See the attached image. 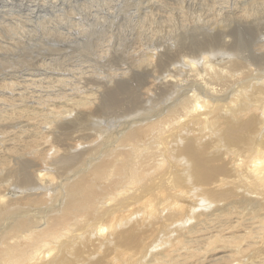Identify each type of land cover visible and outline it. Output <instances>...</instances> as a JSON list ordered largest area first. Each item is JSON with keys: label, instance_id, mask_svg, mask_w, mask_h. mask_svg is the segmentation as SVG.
Segmentation results:
<instances>
[{"label": "bare ground", "instance_id": "6f19581e", "mask_svg": "<svg viewBox=\"0 0 264 264\" xmlns=\"http://www.w3.org/2000/svg\"><path fill=\"white\" fill-rule=\"evenodd\" d=\"M95 1L84 18H96L85 24L99 48L130 11ZM248 1L211 14L205 32L176 34L165 20L97 89L50 78L40 63L21 74L25 91L2 93L0 264H264V0ZM69 47L60 40L44 55Z\"/></svg>", "mask_w": 264, "mask_h": 264}, {"label": "rangeland", "instance_id": "374dc122", "mask_svg": "<svg viewBox=\"0 0 264 264\" xmlns=\"http://www.w3.org/2000/svg\"><path fill=\"white\" fill-rule=\"evenodd\" d=\"M3 1H7V2H3L4 6H3V15L0 18V31H4V25H6V29L9 31V29H11V27H13V29H11L13 32H11V30L9 31L10 33H13L10 35V33L5 30V32L2 33L0 32V40L2 42L1 45L4 44L5 46V51L2 50V55H0V73H3V75L1 76H11L10 78L4 79V82L7 81H11L12 86L10 85L9 90L7 88L4 87H0V102L2 103L3 101L1 100L2 97V93L5 92V95H8V91H12L13 93H15L14 95H16L20 90H24L23 87H25L23 85V83L20 82L21 79V74L23 72H29L32 71L34 68L38 67L40 63H42V66L40 64V66L42 68H46L47 66H51L52 68L50 69V78H59L60 81H62V83H67L68 81H72V83L74 84V88L75 85H79L82 82H84L85 86L87 83L86 79H89L92 81L93 83V87H95L94 89H97V81L99 79V77L101 75L107 74L109 72H111V70L114 67H117V65L120 63H122L124 60H126L127 55L129 52L131 51H135V50H143L145 49V47H147L149 40L154 37V36H160L161 33L158 31H163L167 28L164 26L163 22L165 21L166 24H168L167 26H172L171 28H174L175 31L178 29V32L176 31V34L179 33H193V32H205L207 30V28L209 27V23L211 21V18H213L214 16H218L223 14V12H225V8H229L231 5H234L235 8H233L232 10L236 11H240L242 7H240V3L242 4L245 1L248 0H213V1H207V0H169L168 3L166 4H162V3H154L153 0H124L125 3H123V0H113L111 3L116 4L117 2L120 3L121 5H126L130 11V13L126 14L125 17H123V19L119 20V23L121 25L124 26H120V24L115 21L112 24V29L115 30V32L112 29V33H113V38L106 42V44H104L103 47H99L96 48L95 44L100 42V35L95 32L94 34H90L91 32V28L89 29L88 26L85 23H92L94 22V20L96 19L95 17H91L90 19H85V15L86 12L90 13V15L95 16L97 15V11H94L96 9H98V2L94 1H90L87 0V2H82V0H35V2H27L28 0H23V1H16V0H3ZM44 1L46 3H44ZM73 1H75L76 3H74ZM122 1V2H121ZM127 1V2H126ZM134 1V2H133ZM172 1V2H171ZM200 1V2H198ZM231 1V2H230ZM240 1V3H239ZM10 2V3H9ZM16 2V3H15ZM26 2V3H25ZM81 4H78V3ZM89 2H92L91 4H89ZM181 2V3H180ZM211 2V4L209 3ZM221 2V3H220ZM230 2V3H229ZM238 4H235L237 3ZM258 2H260V0H258ZM23 3V4H22ZM30 3H37L36 7L37 10L34 8L33 10H31V12H29L28 9H31V4ZM50 3V4H49ZM94 3V4H93ZM105 3V2H104ZM130 3V4H129ZM214 3V4H212ZM220 3V4H219ZM223 3V4H222ZM25 4V5H24ZM44 4H47L46 6ZM85 4V5H84ZM89 4V5H88ZM93 4V7H92ZM96 4V5H95ZM168 4V5H167ZM208 4V5H207ZM8 5V6H7ZM11 5V6H10ZM15 5V6H14ZM50 5V6H49ZM53 5V6H52ZM60 5V6H59ZM73 6L74 7V15H68L67 14V10L69 9V6ZM82 8H81V6ZM106 5V4H105ZM140 5V6H139ZM180 5V6H179ZM200 5V6H199ZM211 5V7H210ZM217 5V6H216ZM222 5L223 7H220ZM7 8H6V7ZM56 6V7H55ZM87 6V7H86ZM90 6H91V10H90ZM96 6V8H94ZM138 6V7H137ZM144 6V7H143ZM153 6V7H152ZM173 6V7H172ZM209 6V7H208ZM237 6V7H236ZM248 6V7H247ZM247 8H253V3H251L250 1H248L247 4ZM252 6V7H251ZM58 7V8H57ZM60 7V8H59ZM62 7V10H61ZM65 7V8H64ZM78 7V8H77ZM152 7V8H151ZM161 7V8H160ZM172 7V8H171ZM178 7V8H177ZM210 8L206 9V8ZM213 7V8H212ZM215 7H217V9H215ZM219 7V8H218ZM240 7V8H239ZM8 9V10H5ZM26 8H28L26 10ZM55 8V9H54ZM67 8V10H66ZM77 8V9H76ZM94 10H93V9ZM146 8V9H145ZM174 8V9H173ZM204 8V9H202ZM222 8V9H220ZM65 9V10H64ZM80 9V11L78 10ZM200 9V10H199ZM221 12H220V10ZM39 10V11H38ZM136 10V11H135ZM138 10V11H137ZM140 10V11H139ZM149 12H146V11ZM178 10V11H177ZM195 10V12H194ZM219 10V11H218ZM23 11V12H22ZM27 13H26V12ZM36 11V12H35ZM94 11V13H92ZM133 11V12H132ZM150 11L153 12L150 14ZM157 11L159 13H157ZM186 11V12H185ZM218 11V14L217 12ZM40 12V13H38ZM77 12V14H76ZM100 12V11H99ZM137 12H139L137 14ZM156 12V13H154ZM204 12V13H203ZM20 13H22L21 17ZM45 13V15H44ZM48 13V14H46ZM80 13V14H78ZM101 13V12H100ZM133 13V14H132ZM145 13V14H143ZM161 13V14H160ZM163 13V14H162ZM190 13V14H188ZM193 13V14H192ZM210 13V14H209ZM215 13V14H214ZM18 14V15H17ZM26 14V15H25ZM28 14V15H27ZM84 14V15H82ZM131 16H130V15ZM157 14V15H156ZM213 14V15H211ZM4 15H6L4 17ZM8 15V16H7ZM12 17H11V16ZM30 15V16H29ZM34 15V16H33ZM42 15V16H41ZM51 15V16H48ZM89 15V16H90ZM150 15V16H149ZM195 17H194V16ZM25 18H24V17ZM130 16V17H128ZM145 16V17H144ZM154 18H153V17ZM199 16V17H198ZM20 19H17V18ZM52 17V18H50ZM55 17V18H54ZM72 17V18H71ZM80 17V18H78ZM163 17V19H162ZM190 17V18H189ZM27 18V19H26ZM55 20H54V19ZM60 18V19H59ZM63 18V19H62ZM78 18V19H77ZM136 18V19H135ZM152 18V19H151ZM159 18V20H158ZM174 18V19H173ZM207 18V19H206ZM4 19V20H3ZM71 19V20H70ZM126 19V20H125ZM169 19V20H168ZM183 19V20H182ZM3 20V21H2ZM7 20V21H6ZM18 20V21H17ZM42 20V21H41ZM79 20L81 21L79 22ZM91 20V21H90ZM125 20V21H124ZM148 20V21H147ZM5 21V23H4ZM16 21V23H15ZM33 21V22H32ZM45 21V23H44ZM69 21V22H68ZM71 21V22H70ZM129 21V22H128ZM152 21V22H151ZM172 21V22H171ZM175 21V22H173ZM54 22V23H51ZM65 22V24H64ZM67 22V23H66ZM132 22V24H131ZM197 23V25L195 23ZM201 22V23H200ZM10 27H9V24ZM17 23L19 25H17ZM26 23V25L24 24ZM36 25H35V24ZM58 23V24H57ZM69 23V24H68ZM81 25H80V24ZM143 23V24H142ZM178 23V24H177ZM193 23V25H192ZM199 23V24H198ZM203 23V24H202ZM24 26H23V25ZM29 24L31 26H29ZM45 26H44V25ZM161 24V25H160ZM3 25V26H2ZM12 25H17V26H12ZM53 25V27H52ZM70 25V26H69ZM76 25H80L79 29H75L73 28ZM85 25V26H84ZM97 27H102L103 29H107V27L103 26L101 23L97 24ZM126 25V26H125ZM128 25V26H127ZM181 27H180V26ZM22 26V27H21ZM60 26V27H59ZM71 26H73L71 28ZM131 28H130V27ZM161 26V27H160ZM164 28H163V27ZM177 26V27H176ZM201 26V28H200ZM3 27V28H2ZM17 27V29H16ZM23 27L25 28L24 30ZM47 27V28H46ZM63 27V29H62ZM86 27V28H84ZM122 27V28H120ZM124 27V28H123ZM129 27V28H128ZM157 27V28H156ZM179 27V28H178ZM191 27V28H190ZM2 28V30H1ZM22 28V29H21ZM150 28V29H149ZM182 28V29H181ZM21 29V30H20ZM54 29V30H53ZM57 29V30H56ZM118 29H120L118 31ZM146 29V30H145ZM159 29V30H158ZM48 30V31H47ZM64 30V31H63ZM71 30V31H70ZM74 30V31H73ZM79 30V31H78ZM89 30V31H88ZM134 30V31H133ZM145 30V31H144ZM156 30V31H155ZM200 30V31H199ZM7 31V33H6ZM18 31V32H16ZM27 31V32H26ZM50 31V33H49ZM52 31V32H51ZM60 31V33H59ZM87 31V32H85ZM140 31V33H139ZM148 31V33H147ZM22 35H20L21 33ZM80 32V33H78ZM19 33V34H18ZM58 33V34H57ZM65 33V34H64ZM77 33V34H76ZM146 33V34H145ZM6 34V35H5ZM8 34V35H7ZM16 36H15V35ZM67 34V37H66ZM83 34V35H82ZM143 34V35H141ZM11 37H10V36ZM28 35V36H27ZM78 35V36H77ZM91 35V36H90ZM140 35V37H139ZM14 36V37H13ZM47 36V37H46ZM63 38H61V37ZM94 36V37H93ZM137 38H136V37ZM9 37V38H8ZM27 37V38H24ZM57 37L56 39L53 38ZM91 37V38H90ZM119 37V38H118ZM132 37V38H131ZM148 37V38H147ZM22 38V39H21ZM76 38V39H75ZM85 38V39H84ZM99 38V39H98ZM31 39V40H30ZM116 39V40H115ZM121 39V40H120ZM7 41L5 43V41ZM28 40V41H27ZM30 40V41H29ZM60 40H68L69 41V46L68 50H64L63 52L59 53L58 55H55V52L53 54L49 55H44V52L48 49H52L55 50V45L57 42H60ZM79 40V41H78ZM89 42L85 45H83L84 42ZM133 40V41H132ZM53 41V42H52ZM82 41V43H81ZM148 41V42H147ZM4 42V43H3ZM44 42V43H42ZM128 42V43H127ZM115 43V44H114ZM126 43V44H125ZM143 43V44H142ZM11 46H10V45ZM19 44V45H18ZM29 44V45H28ZM80 44V45H79ZM121 44V45H120ZM134 44V45H133ZM106 45H108V49H105ZM117 45V47L115 46ZM8 46V48H6ZM13 46V47H12ZM90 46L89 49H87L86 47ZM120 46V47H119ZM80 47V48H79ZM84 47V48H83ZM36 48V49H35ZM48 48V49H47ZM76 48V49H75ZM79 48V49H78ZM82 48L85 49V51H82ZM104 48V49H103ZM10 50L7 52V50ZM76 52H75V50ZM95 49V50H94ZM103 49V52L100 51ZM70 50V51H69ZM90 50V51H89ZM98 50V52L96 51ZM105 50V51H104ZM21 51V52H20ZM1 52V51H0ZM40 52V53H39ZM50 52V51H49ZM87 54H86V53ZM91 54H89V53ZM115 52V53H114ZM117 52V53H116ZM121 52V53H120ZM5 53V54H4ZM67 53V54H65ZM72 53V54H71ZM93 53V54H92ZM103 55H102V54ZM8 56H7V55ZM28 54V55H27ZM37 54V55H36ZM70 54V55H69ZM80 54V55H79ZM89 54V55H88ZM112 54V55H111ZM14 55V56H13ZM17 55H19L17 57ZM42 55V56H41ZM64 55V56H63ZM70 57L69 59H66V57ZM73 55V56H72ZM98 55V56H97ZM6 56V57H5ZM14 59H13V57ZM39 56V57H38ZM80 56V58L78 57ZM84 56V57H82ZM91 56V57H90ZM111 56V57H110ZM123 56V59H122ZM9 57V58H8ZM46 57V58H45ZM63 57V59H62ZM65 57V58H64ZM80 59H78V58ZM83 59H82V58ZM103 57V58H102ZM11 58V59H10ZM17 58V59H16ZM19 58V59H18ZM42 58V60L40 59ZM54 58V59H53ZM85 59H89L84 60ZM96 58V59H95ZM114 58V59H113ZM120 58V59H119ZM8 59V60H7ZM34 59V60H33ZM66 59V60H65ZM92 59V60H91ZM26 60V61H25ZM52 60V61H51ZM64 60V61H63ZM7 63L4 64V62ZM10 61V62H9ZM42 61V62H41ZM44 61V62H43ZM90 61V62H89ZM3 65H2V63ZM22 62V63H21ZM50 64H49V63ZM53 62V64H52ZM98 62V63H97ZM45 63V64H44ZM55 63V64H54ZM61 63V65H60ZM63 63V64H62ZM67 65H66V64ZM78 63H81V65H78ZM91 63V64H90ZM105 63V64H104ZM114 63V64H113ZM29 64V65H28ZM38 64V66H37ZM90 64V65H89ZM94 64V65H93ZM102 64L104 66H102ZM45 65V66H43ZM56 65V66H55ZM65 65V66H63ZM109 65V66H108ZM112 67H111V66ZM2 66V67H1ZM5 66V67H4ZM13 66V67H12ZM30 66V67H29ZM39 66V67H40ZM55 66V67H53ZM59 66L60 69L57 67ZM63 66V67H62ZM79 66V67H78ZM87 66V67H86ZM21 67V68H20ZM23 67V68H22ZM25 67V68H24ZM83 67V68H81ZM93 71H92V69ZM111 67V68H110ZM2 68V69H1ZM7 68V69H6ZM12 68V69H10ZM19 68V69H17ZM65 68V69H63ZM87 68V69H86ZM111 70H110V69ZM24 69H28L27 71ZM67 73V76L69 77H61L62 76L58 71L59 70ZM78 69V70H77ZM89 69V70H88ZM9 70V71H7ZM69 70V71H67ZM97 70V71H96ZM14 71V72H13ZM78 71V73L76 72ZM52 72V73H51ZM54 72H58V76H56V73ZM94 72V73H93ZM99 72V73H98ZM7 73V74H5ZM10 73V74H9ZM74 73V74H73ZM69 74V75H68ZM76 74V75H75ZM55 76V77H54ZM84 76L86 77L84 79ZM83 77V78H81ZM16 80H15V79ZM64 78V79H63ZM19 79V80H18ZM81 80V82H80ZM94 80V81H93ZM9 81V82H10ZM20 82V83H17ZM59 83V82H57ZM91 83V84H92ZM95 83V84H94ZM21 85V86H20ZM51 85V83H50ZM96 85V86H95ZM37 86V85H36ZM42 86H45L44 84ZM34 87V86H32ZM60 87L63 88V85L60 84ZM71 88H73L72 86H69ZM89 88V86H87ZM4 88V89H3ZM2 89V90H1ZM11 89V90H10ZM54 88L50 87V90H52ZM16 90V91H15ZM19 90V91H18ZM69 89H67L68 91ZM25 91V90H24ZM52 92V91H51ZM57 92V91H56ZM52 101L56 102L57 104H64L66 103L65 99L59 98L57 96H53L51 95ZM60 100V101H58ZM62 100V101H61ZM0 103V104H1ZM50 156V154H47V157ZM42 158H40L41 160ZM40 164H42L43 166V161H40Z\"/></svg>", "mask_w": 264, "mask_h": 264}]
</instances>
